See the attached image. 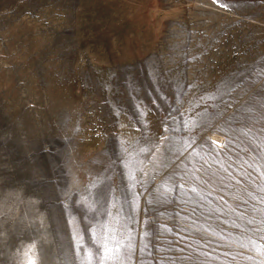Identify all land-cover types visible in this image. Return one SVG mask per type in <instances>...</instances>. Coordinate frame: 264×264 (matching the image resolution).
<instances>
[{"label":"rangeland","instance_id":"1","mask_svg":"<svg viewBox=\"0 0 264 264\" xmlns=\"http://www.w3.org/2000/svg\"><path fill=\"white\" fill-rule=\"evenodd\" d=\"M0 264H264V0H0Z\"/></svg>","mask_w":264,"mask_h":264},{"label":"snow or ice","instance_id":"2","mask_svg":"<svg viewBox=\"0 0 264 264\" xmlns=\"http://www.w3.org/2000/svg\"><path fill=\"white\" fill-rule=\"evenodd\" d=\"M180 187V186H178ZM104 260H111L113 259V255H112V250L108 249L107 245L104 246V251H103V257ZM99 260V258H98Z\"/></svg>","mask_w":264,"mask_h":264}]
</instances>
